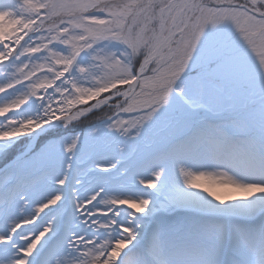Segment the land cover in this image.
Instances as JSON below:
<instances>
[{
  "label": "snow or ice",
  "instance_id": "1",
  "mask_svg": "<svg viewBox=\"0 0 264 264\" xmlns=\"http://www.w3.org/2000/svg\"><path fill=\"white\" fill-rule=\"evenodd\" d=\"M0 264H264V0H0Z\"/></svg>",
  "mask_w": 264,
  "mask_h": 264
}]
</instances>
